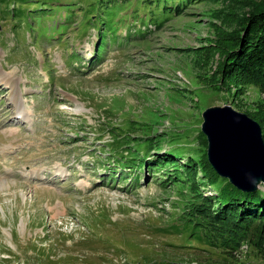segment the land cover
I'll return each mask as SVG.
<instances>
[{
  "label": "rangeland",
  "instance_id": "1",
  "mask_svg": "<svg viewBox=\"0 0 264 264\" xmlns=\"http://www.w3.org/2000/svg\"><path fill=\"white\" fill-rule=\"evenodd\" d=\"M253 1L0 0V264H264L196 238L193 186L163 184L208 154L206 112L264 110L223 79ZM151 145L180 166L125 168Z\"/></svg>",
  "mask_w": 264,
  "mask_h": 264
},
{
  "label": "trees",
  "instance_id": "2",
  "mask_svg": "<svg viewBox=\"0 0 264 264\" xmlns=\"http://www.w3.org/2000/svg\"><path fill=\"white\" fill-rule=\"evenodd\" d=\"M253 2V9L240 25L241 29L233 33L231 40L233 45H231V51L225 60L223 79L234 83L238 91L248 85L254 86L264 93V0ZM181 9L182 6L177 8L178 15H182ZM222 83L226 84L225 81ZM261 106L262 104H258L257 114L252 115L251 118L262 125L264 138V110ZM200 138L206 148L209 145L208 140L203 133L200 134ZM153 147L151 145L148 148L150 156L147 159H137L133 165L125 168L138 171L139 168L145 166L143 164L145 160H147V164L157 165L158 169L165 168L164 165L168 163L180 166L176 163V161L182 160L180 155L169 152L152 155ZM155 156L156 158H154ZM180 167L186 173V180L177 176L176 173L179 170H176L173 171L175 172L173 175H169L163 181V184L167 185L173 182L176 186L181 183L193 186L190 189L193 199L188 202L189 204L180 217L183 226L191 229L196 238L209 239L210 243L219 248L237 251L242 242H250L258 247H264V192L262 190L246 193L238 189L228 179L222 178L210 164L207 150L202 151L199 158L191 157L186 163V168ZM199 170L202 180H205L203 182L210 184V187L214 189L213 197L203 195L204 193L201 192L203 190L196 188L195 184L200 183L198 178H195L198 176L197 173H200ZM154 173L155 177L159 172L155 171ZM191 176H194L193 180ZM176 178L178 180H175ZM138 181L139 178L135 182ZM192 192L194 193L192 194ZM262 209L263 212H261ZM252 228L254 232L250 231Z\"/></svg>",
  "mask_w": 264,
  "mask_h": 264
},
{
  "label": "water",
  "instance_id": "3",
  "mask_svg": "<svg viewBox=\"0 0 264 264\" xmlns=\"http://www.w3.org/2000/svg\"><path fill=\"white\" fill-rule=\"evenodd\" d=\"M220 115H226L227 118L221 119V123L224 125V130L227 128L226 122H229L232 125V120L235 122H246L253 127V129L249 131V137L257 146L254 151L257 153L259 152L260 156L254 158V160H250V164L245 162L246 158H240L239 156L235 158L232 153H226L220 157V159L215 157L216 146L218 145L216 133L221 130V125L220 122L216 121L214 118ZM205 120L204 133L207 135L210 142L208 147L210 164L219 172L221 177L229 178L238 189L244 190L245 192L257 191L258 185L264 181V138H260L261 126L249 117L232 111L229 108L208 111V113L206 112ZM231 129H233V125ZM223 137L225 138V136ZM221 140L225 143L223 145H229V141H227L228 139ZM253 162L255 164L251 165Z\"/></svg>",
  "mask_w": 264,
  "mask_h": 264
},
{
  "label": "bare ground",
  "instance_id": "4",
  "mask_svg": "<svg viewBox=\"0 0 264 264\" xmlns=\"http://www.w3.org/2000/svg\"><path fill=\"white\" fill-rule=\"evenodd\" d=\"M13 98L15 97L13 96ZM75 112H79V111L77 110ZM214 119L220 122L221 125V130H219L216 133V140L218 145L216 146L215 157L217 159H220V157H222L226 153L227 154L232 153L233 156H235V158L238 156L240 158L241 157L246 158L245 162H247V164H250L249 163L250 160L252 159L254 160V158L260 156L259 152L257 153L254 151L257 146L249 137V131L253 129V127L250 124H247L246 122H235L234 120H232L233 129H231L232 125L229 122H226L227 128L226 130H224V125L223 123H221L222 122L221 119H227L226 115H220L215 117ZM223 136H225V138ZM221 139H226V140L228 139L227 141H229V145L228 144L223 145L225 143L224 141L222 142ZM254 162L251 165L255 164Z\"/></svg>",
  "mask_w": 264,
  "mask_h": 264
}]
</instances>
